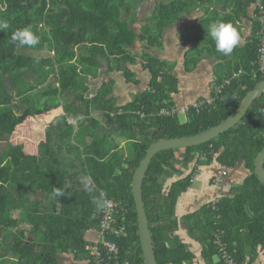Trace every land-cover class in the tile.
Returning a JSON list of instances; mask_svg holds the SVG:
<instances>
[{"label":"trees","instance_id":"16d2710c","mask_svg":"<svg viewBox=\"0 0 264 264\" xmlns=\"http://www.w3.org/2000/svg\"><path fill=\"white\" fill-rule=\"evenodd\" d=\"M257 1L155 0L137 32L135 0H0V264H60V254L83 261L93 241L86 232L98 231L103 196L119 203L115 220L126 228L123 236L109 237L118 245V259L143 264L133 173L152 142L217 125L264 80L256 70ZM197 5L205 13L184 66L189 72L204 57L215 60L210 104L199 111L189 107L182 122L158 114L173 104L178 78L172 65L147 53L139 57L150 75L147 87L130 101L117 103L113 77L89 92L87 78L100 76L103 65L108 74L120 72L126 83H137L130 65L138 57L128 47L136 40L162 46L166 27ZM243 20L251 32L238 44L234 33ZM58 107L62 113L46 124L35 153L10 140L17 124ZM263 147L264 92L217 137L152 157L142 198L156 264H224L213 246L215 234L238 264L264 258V185L254 173ZM212 162L227 168L242 162L249 172L215 204L178 218V198L198 167ZM180 223L198 243V256L178 235Z\"/></svg>","mask_w":264,"mask_h":264},{"label":"crops","instance_id":"0c3cea01","mask_svg":"<svg viewBox=\"0 0 264 264\" xmlns=\"http://www.w3.org/2000/svg\"><path fill=\"white\" fill-rule=\"evenodd\" d=\"M204 13V8L199 5L183 12L179 19H177L172 25L166 27V29L164 30L162 46L151 47L148 46L145 42V45L142 47L141 43L143 42L136 40L133 46L128 47V49L133 54H135L138 59L143 55V53H147L151 56L163 59L173 66V72L178 78V91L176 93H173L171 96L173 103L177 105L187 104L201 97H208L211 93V87L214 77L213 66L215 60L210 57H204L197 63L196 67L189 72L186 71L184 66L185 52L193 48L195 45L192 41V37L198 34V29L195 26L197 25L199 19L204 15ZM137 19L138 18L136 15L135 23L137 22ZM142 24H144V22ZM250 32V23L247 20H243L240 23V27H238V29L234 33V37L237 43L243 44ZM135 46L139 47V50H137L138 52H134L132 50V48H135ZM138 59L136 64L130 65V68L135 73L137 83H126L120 72H112L110 74L115 79V84L113 86V95L117 98L118 104H125L132 99L133 94L142 91L147 87L150 75L148 70L143 68V61L141 59H139L138 61ZM119 76H121L124 84H121L119 82ZM53 110L55 109L48 111V113ZM57 111H62V108L58 107ZM46 124H44V127L46 126ZM43 140L44 139H41L39 140V142ZM11 141L13 140L11 139ZM24 150L30 154H33L36 152L37 146H34V144H32L30 141L28 142L27 149L24 147ZM216 167V162H212L209 165H200L198 167V170L193 177L191 187L186 192L182 193L177 200L175 213L178 218L192 211H195L201 205L209 202L216 196V194L219 193V191L215 189V187L211 183V178L215 172ZM227 170L228 179L230 180L231 184L240 183L249 172L244 167L242 162L238 163L234 168H227ZM175 178L176 177H174L173 179ZM177 233L186 243L189 244V247L192 250L196 251V256H198L200 247H198V243L189 238L186 230L183 228L182 223H180ZM86 238L89 240H96L98 238L97 230L88 231L86 233ZM67 257H70L71 259L70 264H82V261L75 260L73 258V255L71 254H60V262L62 263L63 259ZM263 260V256L259 254L257 259H255L252 264H263Z\"/></svg>","mask_w":264,"mask_h":264},{"label":"built area","instance_id":"2783aa9c","mask_svg":"<svg viewBox=\"0 0 264 264\" xmlns=\"http://www.w3.org/2000/svg\"><path fill=\"white\" fill-rule=\"evenodd\" d=\"M254 19L258 22V49L256 70L264 76V6L258 0L255 4ZM212 99L208 96L206 98H198L190 103L170 106H163L160 108L158 114L166 116L177 115L178 112H186L189 107L195 110H201L206 104H210ZM211 183L219 191L209 203L215 204L224 192L231 187V182L228 179L227 167L217 165L215 172L211 178ZM119 203L103 196V208L101 210V218L98 227V238L86 245L88 256L82 261V264H127V261L120 262L118 259V245L116 242L109 239L110 236L120 237L125 234L126 228L124 223H117L115 220V213L118 209ZM123 220L125 218L123 217ZM213 246L217 249V256L224 264H238L226 247V242L219 234H215Z\"/></svg>","mask_w":264,"mask_h":264},{"label":"water","instance_id":"95a60500","mask_svg":"<svg viewBox=\"0 0 264 264\" xmlns=\"http://www.w3.org/2000/svg\"><path fill=\"white\" fill-rule=\"evenodd\" d=\"M264 92V80L259 81L251 90L247 91L242 98L239 106L225 119L217 125L200 131L193 135L180 136L174 138H163L152 142L145 153V156L139 162L135 169L132 181L131 191L134 198L137 227L142 249L143 264H156L155 254L151 233L149 230L148 219L145 213L142 198V183L146 170L152 160V157L159 151L170 148H184L188 146L199 145L217 137L222 132L235 126L242 119L252 102ZM254 173L259 181L264 185V147L257 153L254 161ZM31 239V238H30Z\"/></svg>","mask_w":264,"mask_h":264},{"label":"rangeland","instance_id":"374dc122","mask_svg":"<svg viewBox=\"0 0 264 264\" xmlns=\"http://www.w3.org/2000/svg\"><path fill=\"white\" fill-rule=\"evenodd\" d=\"M135 1H136L135 3L136 5H134V10L136 11V15L138 19L132 28H134L138 32L141 24L143 22L144 23L146 22L147 17L149 16L151 10L153 9L155 5V0H135ZM142 42L143 43H141V46L143 47L145 45V41H142ZM132 50L134 52L135 51L138 52L137 50H139V47L135 46V48H132ZM21 52H24L30 55H35V56H45V55L50 54L47 49H42L39 51L21 49ZM143 58H145V56H143ZM110 74L111 73L108 74V72L105 70V65H103L100 71V76H98L95 79L88 77L86 80V84L90 88L89 92L93 93L95 89L100 85L102 80L109 79L110 77H112ZM119 80L121 84H124V82L121 79V76H119ZM57 110L58 108L49 113L47 111L43 114L29 117L26 120L22 121L21 123L17 124L10 140L12 139L13 143H22L26 149L28 146V142L30 141L32 144H34V146H37V143L39 142V140L44 139V128H45L44 124L52 120L55 115L62 112V111H57ZM96 116L97 118H100L99 115H96ZM177 118L179 119L180 122L185 121L186 113L178 112ZM16 215H17V212H13V216H16ZM215 259H217V257ZM70 261H71L70 257H67V258H64L63 262L62 263L60 262V264H70Z\"/></svg>","mask_w":264,"mask_h":264}]
</instances>
